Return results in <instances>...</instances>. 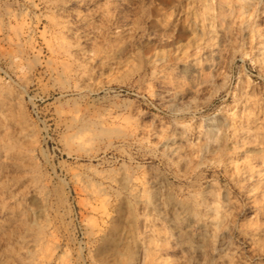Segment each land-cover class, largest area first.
I'll use <instances>...</instances> for the list:
<instances>
[{"label":"rangeland","instance_id":"obj_1","mask_svg":"<svg viewBox=\"0 0 264 264\" xmlns=\"http://www.w3.org/2000/svg\"><path fill=\"white\" fill-rule=\"evenodd\" d=\"M201 1L0 0V264H264L258 190L236 174L264 169V67L233 24L240 2L209 0L207 23ZM208 122L219 146L194 157ZM152 197L229 214L193 252Z\"/></svg>","mask_w":264,"mask_h":264},{"label":"bare ground","instance_id":"obj_2","mask_svg":"<svg viewBox=\"0 0 264 264\" xmlns=\"http://www.w3.org/2000/svg\"><path fill=\"white\" fill-rule=\"evenodd\" d=\"M88 2L89 0H67V3L69 5H74V6L87 5ZM116 2H119V1H116ZM209 6H210L209 0H202L200 2V9H201L202 17L207 23H210V19H211L210 12H209ZM231 14H232V18L234 19L233 24L236 27V30L239 33H241L242 36H244V38L251 39L250 43L256 40L255 42L257 45L254 46L257 51L256 60L260 66L264 67V37H261V35H259L258 33L259 30L257 29L258 21L264 22V6L257 8V15L252 16L251 9L245 6L244 4L240 3L238 7L232 10ZM65 28L67 29V31L72 32L73 27L66 25ZM121 31H126V28H122L121 30H118V32H121ZM92 32L93 31L88 30V29H82V30L77 29V31H74L72 33L78 34L79 37L86 39L88 36L92 34ZM196 60L197 58H193L191 60V65H194L196 63ZM73 102L72 104H75L74 106H76V103L75 102L73 103ZM67 103L69 104V100H67ZM98 131L100 132V130ZM245 133H246L245 136L247 138L244 137ZM194 137L197 139L196 142H198L197 144L198 146L196 147V149L199 150L198 154L197 153L193 154L194 157L204 152H207L211 149L218 148L219 141L221 138L218 122L215 124L210 123V122L206 123L204 134H200L198 132V134ZM212 140H217L218 142L211 143ZM230 142H231V149L229 151V154L233 155L234 153H237L240 150H243L246 144L251 142V139H250V136L247 134V131L242 130L241 135L239 137L233 135ZM160 144L162 148L166 150L167 152L174 153L177 151V148L180 147L181 143H179L178 138L175 135H168L162 138ZM194 150H195V147L193 151ZM251 168L252 166H248L246 164L240 170L236 167V171H237L236 174L237 176H240L243 178L242 184L246 183V187H249L247 194H249L250 192L254 193L255 191L258 190V193H254L255 209L257 213L263 214L264 216V189L262 188L261 190H259L260 187H264V185L259 184L260 180L264 176V169L260 174H258L257 177L245 175V173H247ZM157 188L160 189L159 187ZM129 190H130L129 193L133 197L137 196L138 191L133 184H131ZM148 203H150L154 207L158 206L164 209H165L164 205L165 204L168 205L167 210L168 209L171 210V215L168 216V220L172 226L171 235L173 236V238L179 239L180 241L183 237H185V240H183L182 242H186L185 243L186 246H188V248L193 252L194 251L201 252L200 239L203 238V236H208L211 242H213L216 239V237H218L219 230L226 224V220L229 214V210H228L229 208L227 207V204H224L219 199L211 203H208L207 205L203 207L202 210L196 209V206L198 204L196 200H194L193 203H189V202H183V201H170L166 198L165 199L163 198V200L161 198L155 199L152 197L148 200ZM199 220L203 221V228H201L200 231L197 233L195 232L193 233L191 230L189 232V230L187 229L185 231H181L179 229V225L182 222L191 221L192 223V222H198ZM262 224L263 222L261 223V225ZM261 227H263V225ZM189 235H193L194 240H191V238H189ZM197 245H198V250H197ZM206 263L207 261L206 259H204L199 264H206Z\"/></svg>","mask_w":264,"mask_h":264},{"label":"clouds","instance_id":"obj_3","mask_svg":"<svg viewBox=\"0 0 264 264\" xmlns=\"http://www.w3.org/2000/svg\"><path fill=\"white\" fill-rule=\"evenodd\" d=\"M238 2L244 4L245 6L249 7L251 9V15L252 16H256L257 15V8L264 6V0H238ZM193 118H194V113H193ZM181 127L185 128V136H190L191 134V127H190V123L189 124H181ZM217 140H212L211 143H217ZM165 209L168 208V205L165 204L164 205ZM190 224L191 221H185L182 222L179 225V229L181 231H185L186 229L189 230L190 232ZM197 250H198V245H197ZM193 264H199V260L198 257L196 259H194Z\"/></svg>","mask_w":264,"mask_h":264}]
</instances>
